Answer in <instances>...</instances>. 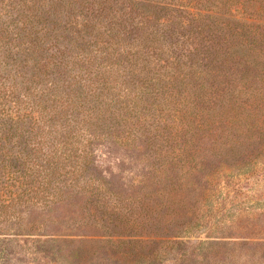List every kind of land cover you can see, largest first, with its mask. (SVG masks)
Instances as JSON below:
<instances>
[{"label": "rangeland", "instance_id": "obj_1", "mask_svg": "<svg viewBox=\"0 0 264 264\" xmlns=\"http://www.w3.org/2000/svg\"><path fill=\"white\" fill-rule=\"evenodd\" d=\"M66 1L63 21L71 31L46 39L38 59L21 65L17 50L0 53V85L17 93L5 107L23 120L19 130L0 134V206H9L0 210V264H264V96H246L252 111L236 123L205 108L192 122L191 108L214 91L198 98L194 81L179 88L166 76L173 59L182 63L216 44L196 30L210 21L189 26L182 10L192 8L190 0L169 1V12L158 4L166 0H140L137 9L129 0ZM56 2L0 0V38L8 34L13 46L22 45L31 26L42 28L39 11ZM102 6L111 10L105 15ZM33 14L30 25L26 16ZM115 15L166 30L165 55L142 54L147 49L132 45L138 40L120 41L118 55H109L97 43ZM137 55L150 77L161 78L145 115L122 108L136 98L124 85ZM205 73L207 84L216 78ZM110 88L119 99L97 98V90ZM143 131L130 143L129 134ZM45 240L54 242L43 253L37 248ZM169 242L185 246L165 253Z\"/></svg>", "mask_w": 264, "mask_h": 264}, {"label": "trees", "instance_id": "obj_2", "mask_svg": "<svg viewBox=\"0 0 264 264\" xmlns=\"http://www.w3.org/2000/svg\"><path fill=\"white\" fill-rule=\"evenodd\" d=\"M60 1L61 2L51 4V6H49L50 9L45 12L39 11V17L42 18L43 26L40 30L31 26V30L27 34V41L24 40L22 45L19 42L13 46L12 40L7 36L8 34L0 38V53L5 56H10L17 50L15 54H23L25 58L23 62L20 61L21 65L28 64V61L34 62V57L38 59L39 55L44 52L43 45H45L46 39L51 36L57 39L56 36L60 33V29H62L63 33L70 32L71 30L68 29V26L64 25L62 11V8H66V4L70 6V2L66 0ZM129 1L134 2L135 9L141 6L140 0ZM169 1L173 0H166V4L158 3L160 4L159 7L169 12L172 7ZM102 3L106 6L108 0H102ZM190 3L192 6L191 9L182 10L190 19L189 26L192 27L195 23L198 24L200 18L210 21L209 24H198L196 30L199 35H209L215 40L216 44L205 50L203 54H200L198 49L194 52H190L189 57H187L188 59L182 63L181 61L176 63L173 59L172 62L170 61L166 76L169 82L173 84L177 83V87L179 88L187 85L190 87L191 81H194L196 84H194V87L196 86V88L193 89V93L194 96L198 98L203 96V94H199V92L214 91V94L209 96V100L206 102L208 104L203 102L200 104L197 102L195 105L201 107L197 108L193 106L191 108L193 112L192 115H194L191 117L192 122L198 118L196 116L198 109L205 108L206 114L209 116L215 117L218 112H224V114L232 117V119H230L231 122L236 123L243 117L245 112L252 111V105H250L248 99L247 101L244 99L246 96L250 95L257 98H262L264 96V40L257 36L262 34L261 31L264 32V0H190ZM148 5L151 4L148 3ZM110 10L111 8L104 6L101 8V12L105 15ZM37 11V9H34L32 12L36 13ZM43 14L44 16H42ZM35 18L36 15L34 14L26 16L27 22L30 25H33ZM113 18L114 19L110 20L109 29L99 36V42L97 43L98 46L102 45L103 49L107 51L109 55H118L116 53L120 50V41H125L128 46H130L136 40H138V45L132 44L133 46L140 49H147V51L142 52V54L151 51L157 52V54L152 56L159 57L165 55V44L169 39L168 35L165 33L167 32L166 30L164 31L163 28L161 30L155 28L145 30L143 22H137L138 16L126 18L125 15L122 17L115 15ZM178 25L181 26L182 22ZM74 34L78 41L84 40L81 32L77 33L75 31ZM137 37L139 38L137 39ZM138 55L136 60L132 61L133 64L129 63L134 68V70L133 68L130 70V75H133V78L125 82L127 84L126 86L124 85V92L127 91L128 96L132 97L133 95L136 98L130 100L128 106H123L122 108L123 111H128L127 113L138 110L139 114L145 115V111L147 112L146 105H148L149 102L154 105L157 100V98L154 99V97L158 95L155 91L157 85H160L161 78H154L155 74L153 77H150L146 72L150 66L144 64L145 62L142 63V56L138 57ZM120 58L122 59L123 55L120 56ZM0 67H3L2 64H0ZM200 70L204 72L198 73ZM4 71L5 69L3 72ZM205 72H212L214 78H216L207 84L209 77L202 76L207 74ZM139 75L149 78V80L139 79ZM4 76L0 70V83ZM202 77H204L206 83L203 82L197 87V82L201 80ZM235 77L237 84L229 80ZM248 81H252L253 84H249ZM152 86H154V90H151ZM4 89L5 87L0 85V95H3L0 96V134L4 131L12 132L19 130L15 124H19L21 123L20 121H23L18 111L15 112V108H12V106L9 108L5 107V105L9 103H14L11 100H14L17 93L8 94V92H3ZM172 90H176V96L180 95V89L174 87ZM52 91L51 89V92ZM119 92L117 93L115 88H110L102 92L97 90L96 95L97 98H101L107 103L108 100L116 101L119 99L121 96ZM48 94L49 93H47L46 97ZM39 98L41 101L46 100L45 96L42 94H39ZM151 98H153V100H150ZM211 99L213 101L210 104ZM120 114L121 111L119 109L116 115ZM100 115L101 114H99L98 117H100ZM8 125L10 129H8ZM145 132L147 131L141 132L140 135L131 133L129 134L128 140H131L130 143L134 144L145 135ZM253 136L256 135H251V137ZM98 139H100V137L95 140ZM237 145H240V142ZM72 158V155H69L66 161L68 160L70 162ZM80 158H84V156H77V160ZM8 208L9 206H0V210ZM100 240L103 239L95 240V242L99 243ZM129 241L137 243L142 240L131 237ZM53 242V240L41 241L38 243L37 249L45 253V250H47L46 248L50 246V244H53ZM169 244L171 245L166 247L165 253L169 250L182 249V247L185 246V243L182 242H169ZM154 257L156 258L155 254Z\"/></svg>", "mask_w": 264, "mask_h": 264}]
</instances>
